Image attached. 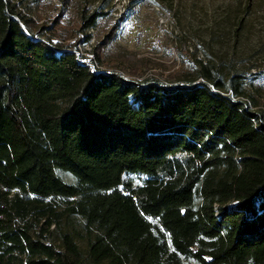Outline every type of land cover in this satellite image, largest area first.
Listing matches in <instances>:
<instances>
[{"label": "trees", "instance_id": "16d2710c", "mask_svg": "<svg viewBox=\"0 0 264 264\" xmlns=\"http://www.w3.org/2000/svg\"><path fill=\"white\" fill-rule=\"evenodd\" d=\"M72 1L41 25L0 0V264H264L261 75L100 72L65 43ZM110 11L81 10L77 32Z\"/></svg>", "mask_w": 264, "mask_h": 264}, {"label": "rangeland", "instance_id": "374dc122", "mask_svg": "<svg viewBox=\"0 0 264 264\" xmlns=\"http://www.w3.org/2000/svg\"><path fill=\"white\" fill-rule=\"evenodd\" d=\"M14 1L30 5L31 15L41 25H52L50 15L57 17L64 8L60 0H44L42 8L35 0ZM130 1L73 0L64 11L62 26L71 33L69 38L74 37L65 43L76 41V55L92 61L98 71L121 74L131 82L154 79L170 87L191 83L197 60L220 68L226 76L236 71L261 75L258 83L264 86V0H132L129 5ZM127 5L132 14L119 24L109 47L98 52ZM99 6L109 8V16L100 19L90 34L77 32L81 10ZM85 36L89 47L81 43ZM95 52L101 54V63ZM194 81L200 83L197 78ZM261 93V99L253 94L257 107L264 110V88ZM142 180L140 175L123 177L133 187Z\"/></svg>", "mask_w": 264, "mask_h": 264}, {"label": "built area", "instance_id": "2783aa9c", "mask_svg": "<svg viewBox=\"0 0 264 264\" xmlns=\"http://www.w3.org/2000/svg\"><path fill=\"white\" fill-rule=\"evenodd\" d=\"M124 6H123V8H122V11H120L119 12V16L118 17H120L121 15H122V13L124 12ZM91 31H93V29H90L89 31H88V34H90V32ZM82 37H84V36H82ZM85 40H83L81 43H83L84 44V46L86 45V47H89V45H90V41H89V39H88V36H85V38H84ZM82 44V45H83ZM89 52V51H88Z\"/></svg>", "mask_w": 264, "mask_h": 264}]
</instances>
